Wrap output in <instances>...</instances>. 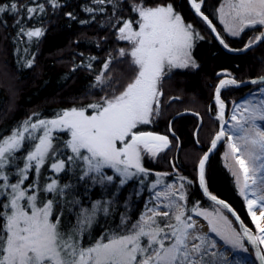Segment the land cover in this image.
<instances>
[{
	"label": "snow or ice",
	"instance_id": "6c2138e0",
	"mask_svg": "<svg viewBox=\"0 0 264 264\" xmlns=\"http://www.w3.org/2000/svg\"><path fill=\"white\" fill-rule=\"evenodd\" d=\"M189 3L216 33L212 21L201 11V3ZM91 4L96 7L86 5L84 11L93 14V19L94 14L105 11L106 4L112 5L113 15L118 7L117 0H91ZM46 5L53 11L62 7L59 0H0V20L10 14L13 27L19 29L17 38L22 42L26 37L31 43L33 38L44 35V29L26 28L22 14L34 19L46 14ZM131 11L135 19L118 17L113 25L117 40L127 41L130 46L118 53L120 57H130L134 73L123 90L105 95L97 103L61 110L50 119L29 117L0 138V264H241L239 259H230L231 253L215 251L219 246L208 233H214L232 250L245 253L249 251L246 241L264 264V248L260 247L264 246V125L257 123L264 122V76L242 81L227 72L217 74L225 77L219 79L214 94L219 130L197 167L204 194L220 207L209 212L197 202L188 209L184 202L188 199L187 185L192 181L186 177L179 176L178 184L164 185L162 190H157L162 184L159 178L145 185L150 170L143 166V155L154 158L168 149L171 141L167 135L138 129L160 114L162 80L174 70L199 67L192 48L203 37L192 24L184 22L172 4L133 0ZM218 11L232 36H239L246 28L264 26V0H223ZM67 15L75 19L71 12ZM3 22L6 24V20ZM216 38L228 48L219 33ZM259 43H264V32L235 51L250 50ZM33 63L29 59L26 66L30 68ZM111 63L110 55L95 77L98 84L105 83ZM246 83L258 87L232 101L229 110L222 99V89ZM225 138L228 150L224 158L234 162L226 167L245 199L255 231L244 225L229 204L212 195L206 185L209 153ZM22 150L24 155H18ZM105 169L114 175H107ZM77 170L86 189L89 181L91 185L99 184L111 199L91 201L90 207L82 206L83 202L75 197L68 200L75 185L62 182L61 174L72 173L75 177ZM129 181H137L140 186L129 198L139 197L144 187L152 195L135 220L125 211L113 227L108 218L113 217L118 194ZM109 186L114 191H109ZM76 207L79 211L74 210ZM225 209L240 222L239 231L223 214ZM68 213L76 219L71 227L64 220ZM98 215L104 217L106 227L94 237L92 230L99 224ZM194 217L207 221V232Z\"/></svg>",
	"mask_w": 264,
	"mask_h": 264
},
{
	"label": "trees",
	"instance_id": "16d2710c",
	"mask_svg": "<svg viewBox=\"0 0 264 264\" xmlns=\"http://www.w3.org/2000/svg\"><path fill=\"white\" fill-rule=\"evenodd\" d=\"M198 1L201 2V11L212 21L230 49H241L251 38L257 36L262 28L250 27L239 36H229L224 33L217 19L220 0ZM24 2L26 3L27 0ZM59 2L62 7L53 11L46 5V14L34 19H28L26 13L22 14L26 28L35 26L44 29V35L39 39L33 38L31 43L26 37L22 38V42L21 38H17L19 29L13 27L14 18L10 14L0 20V138L11 133L33 113L41 112L49 115L56 110L80 107L100 101L105 95L118 93L134 75L129 64L130 57H120L118 54L119 49H126L128 44L117 40V31L113 27L118 17L135 19L136 14L131 11L133 0H117L115 15L112 5L106 4L105 11L94 14V19L93 14L84 11L86 5L96 7L91 4V0H59ZM152 2L172 4L184 22L192 24L203 39H197L193 47V56L199 67L175 70L163 79L160 85L163 92L160 98V114L152 123L139 126L140 131L165 134L171 141L170 147L157 160L143 158L144 167L150 170L145 185L152 182L151 176L154 173H165L167 181L172 178L173 171H179L181 175L187 176L192 181L187 185L188 199L185 201L187 208L191 209L197 202L199 207H205L214 203L208 201L199 190L196 166L218 130L214 89L219 79L225 77L217 74L227 72L242 81L264 76V43H259L244 53H229L212 37L203 19L191 12L187 0H152ZM69 12L75 19L67 15ZM81 21L89 22L81 23ZM110 55L112 63L105 76V80L108 79L107 83L100 88L96 87L100 84H95V77L101 73L103 64ZM93 57L95 59H91ZM29 59L34 60L30 68L26 66V61ZM88 64L92 67H87ZM257 87L252 84L238 88L227 86L222 89V99L230 110L232 101L240 100ZM173 97L180 99H171ZM170 124L171 131H169ZM61 139L67 137L62 136ZM224 142L225 140L206 161V185L212 195L226 201L239 215L244 225L253 230L244 198L238 193L233 176L221 158ZM18 155H24V150ZM44 171H48L47 167ZM105 173L114 175L110 169H105ZM78 176L79 170L75 177L72 173L61 174L62 182L75 185L67 197L68 200L75 197L83 202L82 206L90 207L91 201L111 199L99 184L91 185L89 181L90 186L86 189ZM118 179L117 177L116 183ZM139 188L137 181H129L121 189L118 203L115 205L116 211L113 217L108 218V223L113 227L119 223L121 213L127 211L135 220L144 210L148 199L147 187L140 191L139 197L132 195L129 198V194ZM109 191L114 189L109 186ZM74 210L79 211V208L76 207ZM224 212L240 230L232 215L226 209ZM64 220L68 227L76 222L73 213L66 214ZM98 222V226H93L94 237H98L106 227L102 215H98ZM246 246L251 256L255 258L254 251L247 244Z\"/></svg>",
	"mask_w": 264,
	"mask_h": 264
},
{
	"label": "rangeland",
	"instance_id": "374dc122",
	"mask_svg": "<svg viewBox=\"0 0 264 264\" xmlns=\"http://www.w3.org/2000/svg\"><path fill=\"white\" fill-rule=\"evenodd\" d=\"M197 2H199V3H201L200 1H198L197 0ZM223 3V0H220V4H219V7L221 6V4ZM219 7H218V9H219ZM217 19H218V23L221 25V28H222V30L224 31V33L225 34H227V35H229V36H232L229 32H227L226 31V28H225V23H223L222 21H221V19H220V13H219V11H218V13H217ZM257 26H259V25H257ZM260 27H264V26H260ZM120 41V40H119ZM120 42H125V43H127L128 44V42L127 41H120ZM126 47V46H125ZM130 46H129V44H128V47H126V49L127 48H129ZM194 47V46H193ZM192 55H193V48H192ZM193 58H194V56H193ZM195 59V58H194ZM188 69H191V68H188ZM175 71V70H174ZM173 71V72H174ZM172 72V73H173ZM172 73H170V74H172ZM108 78V77H107ZM106 78V79H107ZM108 80V79H107ZM107 80H105V83H103V84H100V86H96V87H101V85L103 86L104 84H106L107 83ZM95 84L96 85H99L98 83H97V81L95 82ZM127 84V83H126ZM227 87V86H226ZM225 87V88H226ZM257 89V88H256ZM256 89H254V90H256ZM215 90V89H214ZM253 90V91H254ZM247 95H245L244 97H246ZM102 98V97H101ZM97 102H99V101H97ZM97 102H91V103H88V104H92V103H97ZM88 104H85V105H82V106H86V105H88ZM82 106H80V107H82ZM70 109V108H69ZM61 110H56V111H53L52 112V114H49V115H47V114H42L41 112H36V113H33V114H38V116H33V114H31L29 117H33V119H37V118H40V119H50V118H52V117H54V115L57 113V112H60ZM28 117V118H29ZM28 118H26V119H28ZM25 119V120H26ZM24 120V121H25ZM258 124H261V125H264V122H260V121H258L257 122ZM141 126V125H140ZM18 127V126H17ZM139 130V129H138ZM140 131V130H139ZM10 134V133H9ZM8 134V135H9ZM160 135H165V134H160ZM225 140V142H224V144H223V151H222V153H221V158H222V160H223V163H224V165L226 166V164H228V165H233L234 164V162L233 161H231V160H228V161H226L225 160V158H224V153L228 150L227 149V141H226V138L224 139ZM167 150V149H166ZM165 150V151H166ZM162 153H164V151L163 152H161V153H158L157 154V156L156 157H152L151 155H149V154H144L143 155V158L144 157H147V158H149V159H152V160H157V158L158 157H160V155L162 154ZM143 158H142V163H143ZM198 164V163H197ZM144 166V165H143ZM238 167V166H237ZM228 170H229V172L231 173V175H232V172L230 171V168L229 167H226ZM157 174H161L159 177L157 176ZM196 174H197V166H196ZM150 175V174H149ZM148 175V176H149ZM171 175H172V178L170 179V180H167L166 181V178H165V176H166V174L165 173H154V174H152V182L150 183V184H152V183H155L156 182V180L159 178L161 181H162V184L158 187V189L157 190H162L163 189V187H164V185H167V184H174V185H176V184H178L179 183V181H178V177L179 176H183V177H186L188 180H190L187 176H184V175H181L180 173H179V171H173L172 173H171ZM233 176V175H232ZM148 178V177H147ZM147 178H146V180H147ZM233 179H234V182H235V178H234V176H233ZM149 184V185H150ZM236 185V184H235ZM237 188V187H236ZM148 190V189H147ZM237 190H238V188H237ZM238 193H239V190H238ZM152 195V192H150L149 190H148V199L146 200V202L149 200V198H150V196ZM244 198V197H243ZM249 198H251V197H249ZM244 201H245V199H244ZM185 203V202H184ZM245 206H246V203H245ZM218 207H220L219 205H216L215 203L214 204H209V205H207V206H205V207H200L201 209H203V210H207V211H209V212H212L215 208H218ZM247 208V207H246ZM223 214L227 217V219H228V221L231 223V225H232V227L233 228H235L237 231H239V229L236 227V225L233 223V221L231 220V218L226 214V212H224V210H223ZM257 214H259V211H258V209H257ZM194 219H196V220H198L199 221V223H200V225L202 226V229L204 230V231H206L207 232V221L206 220H204L203 219V217H194ZM250 219H251V217H250ZM253 230L255 231V228H254V225H253ZM209 234V236H210V238L211 239H213L214 241H216V243L218 244V248L215 250V251H221V250H224V251H227V252H229V253H231V256H230V259H233V260H235V259H239L240 261H241V264H258L257 263V260H256V257L255 258H253V256H251V254H250V252L248 251L247 253H245V252H242V251H240V250H232L231 248H230V246H228V245H224L223 244V242L218 238V237H216L215 236V234L214 233H208ZM261 248H264V246H260Z\"/></svg>",
	"mask_w": 264,
	"mask_h": 264
},
{
	"label": "water",
	"instance_id": "95a60500",
	"mask_svg": "<svg viewBox=\"0 0 264 264\" xmlns=\"http://www.w3.org/2000/svg\"><path fill=\"white\" fill-rule=\"evenodd\" d=\"M187 3H188V5H189V8H190V10H191V12L193 13V14H195V15H197L196 13H195V10L191 7V5H190V3H189V0H187ZM205 15V14H204ZM198 16V15H197ZM200 17V16H199ZM201 18V17H200ZM202 19V18H201ZM207 25V24H206ZM213 26H214V24H213ZM207 27H208V25H207ZM215 27V26H214ZM216 28V27H215ZM208 29H209V32H210V34L212 35V37L216 40V42L220 45V47L222 48V49H224L225 51H227V52H229V53H244V52H246V51H248V50H245V51H235V50H233V49H231L230 50V48L228 47V48H225L222 44H220V42H219V40L216 38V35H217V33H218V31H216V33H213L212 32V30H211V28H209L208 27ZM262 32H264V27H263V29L260 31V33H259V35L262 33ZM258 45V44H257ZM257 45H254L253 47H255V46H257ZM252 47V48H253ZM243 48V47H242ZM241 48V49H242ZM251 48V49H252ZM257 78H259V77H257ZM253 79H255V78H253ZM251 80V79H250ZM249 81V80H248ZM219 83V82H218ZM217 83V84H218ZM246 85H251V83H246V84H242L240 87H242V86H246ZM214 94H215V90H214ZM218 130H219V123H218ZM217 130V131H218ZM223 141V140H222ZM222 141H220V142H218V144H217V148L219 147V145L222 143ZM210 147V146H209ZM217 148L216 149H214L211 153H209V156L214 152V151H216L217 150ZM208 150V149H207ZM206 150V151H207ZM205 151V152H206ZM204 152V153H205ZM203 153V154H204ZM203 156V155H202ZM201 156V157H202ZM200 157V158H201ZM199 162V161H198ZM197 166H198V164H197ZM196 179H197V185H198V187H199V190H200V192H201V194L208 200V201H210V202H212V203H215V202H213L208 196H206L205 194H204V192H203V189L200 187V185H199V180H198V167H197V175H196ZM219 199V198H218ZM221 200V199H220ZM226 202V201H225ZM227 203V202H226ZM228 204V203H227ZM231 207V206H230ZM232 208V207H231ZM231 214V213H230ZM232 215V214H231ZM233 218H234V220L236 221V223H237V225L239 226V228H240V222L239 221H237L236 219H235V217L234 216H232ZM241 220V219H240ZM242 221V220H241ZM246 242V241H245ZM246 244H247V242H246ZM248 245V244H247ZM251 249H252V246L251 245H248ZM253 250V249H252ZM254 251V253H255V250H253ZM256 257V256H255ZM256 260H257V258H256ZM257 263L258 264H260V262L257 260Z\"/></svg>",
	"mask_w": 264,
	"mask_h": 264
},
{
	"label": "bare ground",
	"instance_id": "6f19581e",
	"mask_svg": "<svg viewBox=\"0 0 264 264\" xmlns=\"http://www.w3.org/2000/svg\"><path fill=\"white\" fill-rule=\"evenodd\" d=\"M214 26H215V25H214ZM262 29H263V27L261 28V30H262ZM216 30H217V29H216ZM261 30H260V31H261ZM259 33H260V32H259ZM258 35H259V34H258ZM233 50H236V49H233ZM215 117H216V116H215ZM238 227H239V226H238Z\"/></svg>",
	"mask_w": 264,
	"mask_h": 264
}]
</instances>
